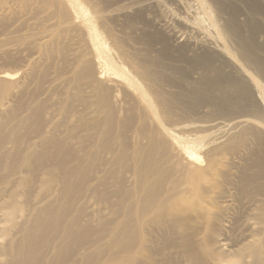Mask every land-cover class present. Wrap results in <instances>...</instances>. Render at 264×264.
I'll return each mask as SVG.
<instances>
[{
    "label": "bare ground",
    "instance_id": "bare-ground-1",
    "mask_svg": "<svg viewBox=\"0 0 264 264\" xmlns=\"http://www.w3.org/2000/svg\"><path fill=\"white\" fill-rule=\"evenodd\" d=\"M1 52L0 264H264V0H0Z\"/></svg>",
    "mask_w": 264,
    "mask_h": 264
},
{
    "label": "rangeland",
    "instance_id": "rangeland-1",
    "mask_svg": "<svg viewBox=\"0 0 264 264\" xmlns=\"http://www.w3.org/2000/svg\"><path fill=\"white\" fill-rule=\"evenodd\" d=\"M13 26H12V30H13ZM182 44L184 43V41H182L181 42ZM2 52H1V54H0V71H3V70H6V71H9V72H16V71H12V70H14V69H12V68H10V67H7L5 64H3V60H2ZM18 72V71H17ZM20 72V71H19ZM21 76V72H20V74L17 76V77H20ZM6 83V82H5Z\"/></svg>",
    "mask_w": 264,
    "mask_h": 264
}]
</instances>
